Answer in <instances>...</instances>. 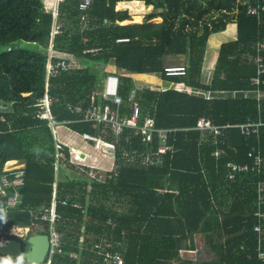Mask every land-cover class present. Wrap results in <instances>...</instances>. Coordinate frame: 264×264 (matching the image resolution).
<instances>
[{
  "label": "trees",
  "instance_id": "obj_1",
  "mask_svg": "<svg viewBox=\"0 0 264 264\" xmlns=\"http://www.w3.org/2000/svg\"><path fill=\"white\" fill-rule=\"evenodd\" d=\"M124 1L144 2L153 11L143 17V23L141 15L131 20L127 10H116ZM82 2L60 4L62 31L53 37V16L41 0H0V46L4 47L0 105L7 107L0 108V177L9 162L25 167L23 184L7 187V197L0 199L4 215L0 243L17 239L8 235L13 227L36 224L43 227L39 234L48 233V224L35 218L40 208L50 207L57 184V197L67 199L69 205H57L63 251L52 264H104L95 246H106L107 241L120 242L116 250L112 246L105 250L120 251L125 264H195L180 256L183 249L194 250L195 233L225 238L224 243L213 245L217 259L210 264H264L259 258L264 252V219L262 234L254 231L259 224L256 188L264 180V167L260 174L250 171L231 180L227 166L232 162L252 167L253 157L264 159V125L258 135L251 136L238 127L247 120L264 124V99L231 97L233 91L254 89L251 80L257 69L250 55H255V44L264 37V12L258 18L249 14V8L263 7L264 0H91L84 12L79 9ZM158 10L164 12L157 15ZM213 11L218 17L208 22L205 18ZM156 17L162 22L150 23L160 20ZM229 24L235 25L236 38L220 45L213 75L206 82L207 43ZM121 39L126 41L117 42ZM51 44L56 51L73 55L80 65L50 80L47 94L58 124L80 135H96L91 123L77 122L82 116L73 114L70 106L88 109L93 92L111 72L107 68L116 66L121 74L122 115H130L131 103L137 101L141 120L154 116L157 128L175 130L168 137L171 149L155 157L157 163L128 162L124 150L156 151L158 143L148 146L126 129L115 153L109 154L114 171L105 173L104 181L91 179L86 169L74 175L79 171L70 148L64 147L60 159L49 122L37 117L39 101L46 93ZM181 57L186 64L180 63ZM173 66L186 67L187 76H167L165 69ZM122 72L156 76L169 85L183 83L210 92L213 98L209 101L169 87H147L135 96L134 79ZM260 89L264 92V84ZM202 117L216 126L232 127L216 138L203 137L194 130ZM16 192L20 204L6 210L7 198ZM20 211L32 212L28 223L15 219Z\"/></svg>",
  "mask_w": 264,
  "mask_h": 264
},
{
  "label": "built area",
  "instance_id": "obj_2",
  "mask_svg": "<svg viewBox=\"0 0 264 264\" xmlns=\"http://www.w3.org/2000/svg\"><path fill=\"white\" fill-rule=\"evenodd\" d=\"M44 5L52 3V7L47 8L53 16V30L52 36L61 34V24L58 22L59 18V6L64 3L65 0H41ZM91 5V0H83L79 5L81 11H87ZM264 12V6L250 7L249 14L261 18V13ZM82 21L86 22V17H82ZM126 40H118L117 42H124ZM11 48L8 49L10 51ZM255 55H250L252 62L255 64L257 73L256 76L252 78L251 85L254 87L251 91H233L231 97L233 99L243 98L250 99L255 97L257 101L264 99V92L260 89L261 85L264 84V37L259 39L254 47ZM95 50H91L93 52ZM80 69V65L77 63L73 55L67 53H61L54 49V45L51 44L47 52V64L45 73V89L46 93L42 100L39 101V110L37 111V117L41 120H47L55 140V147L57 149V154L60 159L64 158V147L68 146L66 142L67 138L60 134L59 125L51 114V104L52 99L48 97L47 90L49 87L50 80L53 78L60 77L64 74L69 73L71 70ZM167 76H187L186 67L173 66L165 69ZM121 74L118 71H113L108 74V76L98 85L96 90L91 96L90 106L85 111L81 106L71 107V112L82 116L81 120L77 122L91 123L93 129L96 130L97 134H77L73 131H69L70 134L75 135L81 139L86 145L91 146L93 151H96L102 156L109 154H114L117 148V141L121 138L122 134L126 129L133 130L135 136H140L142 142L148 146L156 141L158 143V148L155 151L153 148L146 150L132 149V151L124 150V159L128 162L139 161L143 165H149L154 162V158L158 157L160 154L166 153L169 149L168 137L169 133L175 130L169 129H159L156 127V121L154 116L147 115L143 120H141V107L137 101L131 103V113L130 115H122L121 108L123 106V100L118 94L119 82ZM224 78V76L222 77ZM180 86H183L181 88ZM169 88H173L177 91H183L190 95H203L207 100H211L212 94L210 92H205L201 90H195L193 88L187 87L185 84H170ZM254 95V96H252ZM102 99V101H101ZM100 100V101H99ZM7 109L6 106H3ZM66 129H69L66 124H62ZM264 125L262 122H253L247 120V122L238 125L242 133L251 136L253 134L258 135L259 128ZM232 127L230 124L225 126H216L212 123L211 119L200 118L197 121L194 130L199 131L203 137H217L222 135L223 130ZM69 143V142H68ZM72 155H76L75 149H70ZM220 152H216L215 156L219 157ZM249 157H253L252 152L249 153ZM254 158V165L250 167L249 165H239L236 163H228L229 179H235L237 174H243L247 172H257L261 173L262 167H264V159L260 155H256ZM160 163V161H158ZM8 165V164H7ZM5 166L3 175L0 177V191L3 197L6 196V188L10 186H21L23 184V176L25 174V167L23 165H18L17 163L10 166ZM58 171V167H56ZM114 171V169L107 170L105 173ZM105 173L101 171H88V175L91 179H96L101 182L105 180ZM117 172L115 171V176ZM13 179L10 180L9 178ZM57 184L54 185L53 200L50 207L40 208L38 211V216L35 218L40 222L48 224V233L50 248L47 254L46 260L43 264H52L54 257L61 254L62 239L61 234L58 230L59 222L61 220V215L57 211V205L62 204L63 206H68L69 202L67 199H59L56 194ZM257 207L258 210L255 212V216L259 219V224L254 228L257 234H262V223L261 220L264 219V212L261 211L262 204L264 202V180L260 181L257 185ZM20 204L19 193H14V195L9 196L6 200L5 209H15ZM75 208H81L79 204L72 205ZM31 215L32 212L30 211ZM36 224H33V227ZM33 227H13L9 230V236H15L19 238H25L32 231ZM8 242V241H5ZM105 247H111V245L104 246L103 244H98L95 246L96 252L103 257L104 264H125L124 258L119 252L106 251ZM77 258L78 255H73ZM259 258L264 261V252L260 251Z\"/></svg>",
  "mask_w": 264,
  "mask_h": 264
},
{
  "label": "rangeland",
  "instance_id": "obj_3",
  "mask_svg": "<svg viewBox=\"0 0 264 264\" xmlns=\"http://www.w3.org/2000/svg\"><path fill=\"white\" fill-rule=\"evenodd\" d=\"M161 11L164 12V10H161ZM137 15H139V14H137ZM142 15H143V13L141 14V16ZM216 17H218V13L213 11L205 19H207V21L209 22L210 20H213ZM143 21H144V19H143ZM161 21L162 20L160 18V20L158 22H161ZM235 38H236V35H235V25L234 24H229L226 31L219 32L216 34H212L210 36L209 41L207 43V52H206V58H205V63H204V72H203L204 73V75H203L204 81H206V82L210 81V79L213 75L214 68H215L214 64L216 63V60H217V55L219 52L220 45L224 44V43H228V42L234 40ZM3 50H4V47L0 46V53ZM178 59H181L180 63L182 65L186 64V60H184L183 57L178 58ZM181 64H179V65H181ZM122 75L123 76H129V77L134 79V81H135L134 84H135V88H136L135 92H137V94H134L135 96H140L141 93L144 91V89L147 87L152 88V89H165V88L169 87L166 83H164L163 80H160V78L158 79V77L157 78L156 77L152 78V77H148V76L137 77V78L142 79V81H141V80L135 79L134 76L131 74H126V72H122ZM102 77H104V75ZM158 80L163 82V83L159 82ZM1 108L4 109L3 105ZM58 127H59L60 134H63V130H65L66 128L63 125H59ZM74 140H78V139H74ZM98 154L99 153L96 154V152L93 151V149H91V146H90L89 150L85 152L84 156L83 155L81 156V154L72 155V163L75 164L76 168L79 171V172H75L74 175L80 176V173L82 174L84 172L83 169H86L87 171H101L102 173H105L108 169H111L112 163L114 162L112 156L106 155L104 157V156L98 155ZM14 164H16V163L9 162L7 166L14 165ZM15 167H17V166L14 165L13 168H15ZM1 198H3V196H2V193L0 191V199ZM2 210H3V207L0 205V231H1V228L3 226V217H4V215L2 214ZM42 229H43V227H41L39 225H34L33 231L31 232V234L32 235L37 234L38 232H41ZM28 237H29V235L26 236L25 238H17V239L26 242ZM2 244L3 243H1L0 245H2ZM0 264H24V263H21V261H18V260H10V259H7V258L0 256Z\"/></svg>",
  "mask_w": 264,
  "mask_h": 264
},
{
  "label": "crops",
  "instance_id": "obj_4",
  "mask_svg": "<svg viewBox=\"0 0 264 264\" xmlns=\"http://www.w3.org/2000/svg\"><path fill=\"white\" fill-rule=\"evenodd\" d=\"M134 2H136V1H132V2L124 1V2H120V3H123V4H130L131 3L132 4ZM137 2H139V1H137ZM140 3H142V5L145 7L143 15L141 16L142 22H143V17H145L147 14H149L153 11V6L147 7L144 2H140ZM45 7H47V8L52 7V3H48L47 5H45ZM116 10L117 11H126L127 10L130 17H131V20H133L134 16L137 15V14H134L130 9H127L126 7H122L121 9H118V7L116 6ZM155 13L157 15H160L163 13V11L158 10ZM139 15H141V14H139ZM156 18H161V17H156ZM161 20H162V18H161ZM125 22H126V20H125ZM123 23L124 22H120L119 24H121V25L141 24V23H131V24H123ZM150 23H160V22L150 21ZM106 71L113 72V71H118V69L116 66H109ZM133 76L135 79L141 80V81H142V79L137 78V77H142V76H148V77H152V78L156 77V76L146 75V74H133ZM160 80H162V79H160ZM159 82H161V81H159ZM161 83H163V82H161ZM164 83H166V82H164ZM167 85L170 87L169 84H167ZM180 87L183 88V86H180ZM69 131H70V129L63 130V135L67 138V140L71 139L70 141H68L69 143L66 142L68 147L75 149L76 153L78 155L81 154V156L82 155L84 156L85 152L89 150L90 146L86 145L81 139H79L75 135L70 134ZM74 139H78V140H74ZM96 154H97V152H96ZM98 155H100V154H98ZM14 163H16V162H14ZM113 166H114V162L112 163L111 169L113 168ZM108 170H110V169H108ZM86 221H88V219ZM109 223H111V220L109 221ZM218 242L224 243L225 238L224 237L220 238L219 236H216V238L214 239L212 237L205 236V234H203V233H195L194 234V243H195L194 250L183 249V250H181L180 256L182 259L191 260L195 264H210L217 259V254L213 250V245L215 243H218ZM106 243H107V245H111L113 249L115 248L114 250H116V248L121 245L120 242H115V241H107ZM113 252L121 253L120 251H113ZM72 254L77 255L75 253H72ZM172 264H176V261L172 262Z\"/></svg>",
  "mask_w": 264,
  "mask_h": 264
},
{
  "label": "water",
  "instance_id": "obj_5",
  "mask_svg": "<svg viewBox=\"0 0 264 264\" xmlns=\"http://www.w3.org/2000/svg\"><path fill=\"white\" fill-rule=\"evenodd\" d=\"M1 107V106H0ZM15 219L22 223L31 220L30 211L15 213ZM50 248L49 236L47 234H34L26 242L12 239L0 247V256L10 259L24 261L27 264H43Z\"/></svg>",
  "mask_w": 264,
  "mask_h": 264
},
{
  "label": "bare ground",
  "instance_id": "obj_6",
  "mask_svg": "<svg viewBox=\"0 0 264 264\" xmlns=\"http://www.w3.org/2000/svg\"><path fill=\"white\" fill-rule=\"evenodd\" d=\"M117 7H118V9H121L122 7H126L127 9H130L134 14H142L144 9H145V7L142 5V3H140V1L139 2L136 1V2H134L132 4L131 3L130 4L118 3ZM1 243H3L1 245V247H3L4 246V242H1Z\"/></svg>",
  "mask_w": 264,
  "mask_h": 264
},
{
  "label": "clouds",
  "instance_id": "obj_7",
  "mask_svg": "<svg viewBox=\"0 0 264 264\" xmlns=\"http://www.w3.org/2000/svg\"><path fill=\"white\" fill-rule=\"evenodd\" d=\"M1 106V105H0ZM2 107V106H1ZM0 107V108H1ZM68 147V146H67ZM32 216V215H31ZM37 234H39V233H37ZM16 238H19V237H16ZM6 241H8L9 242V240H6ZM4 243H6L5 241H3ZM21 263H24V264H27V263H25L24 261H21Z\"/></svg>",
  "mask_w": 264,
  "mask_h": 264
}]
</instances>
